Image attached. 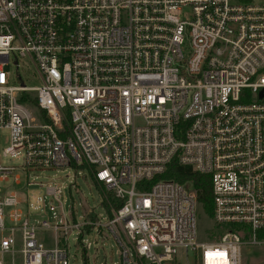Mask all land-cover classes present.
<instances>
[{
    "label": "built area",
    "instance_id": "1",
    "mask_svg": "<svg viewBox=\"0 0 264 264\" xmlns=\"http://www.w3.org/2000/svg\"><path fill=\"white\" fill-rule=\"evenodd\" d=\"M263 89L264 3L0 0V129L20 162L0 179L88 168L122 203L106 225L118 264H244L245 246L264 247ZM173 160L211 177L202 241L195 189L154 182ZM20 205L0 190V264H69V230L92 224L31 223Z\"/></svg>",
    "mask_w": 264,
    "mask_h": 264
},
{
    "label": "rangeland",
    "instance_id": "2",
    "mask_svg": "<svg viewBox=\"0 0 264 264\" xmlns=\"http://www.w3.org/2000/svg\"><path fill=\"white\" fill-rule=\"evenodd\" d=\"M264 3V0H253ZM5 71L13 77H21L27 86H38L32 78V69L22 64L19 69L13 64L7 65ZM18 84L21 80L18 79ZM10 132L0 129V167L20 166V162L4 156V150L10 146ZM20 183L16 184L13 177L3 181L0 179L1 194L15 193L20 200V208L28 215L31 223L47 221L51 225L66 222L70 227L74 224H92L87 228L69 230L67 241L69 247V264H84V255L88 264H118L120 248L116 239L106 225L112 215L111 194L98 185L88 168L67 166L63 168L33 170L27 176L18 169ZM52 187L62 191L61 202L47 193ZM104 204L110 207L111 215L107 213ZM54 206L55 211L50 207ZM197 233L200 241L207 238L213 226V220L199 208ZM38 237L44 240L48 248H54L52 232H39ZM192 256L193 253H190ZM244 264L264 263V247L245 246L243 249Z\"/></svg>",
    "mask_w": 264,
    "mask_h": 264
},
{
    "label": "trees",
    "instance_id": "3",
    "mask_svg": "<svg viewBox=\"0 0 264 264\" xmlns=\"http://www.w3.org/2000/svg\"><path fill=\"white\" fill-rule=\"evenodd\" d=\"M162 179L177 181L178 183H181L183 185H191L197 192L198 202L202 208V211L207 216H212L213 194L211 177L209 175L194 172L190 167L182 166L177 160H173V162L168 166L166 172L160 176H157L154 179V182ZM112 200L113 201H111V204L114 209H118L121 207L122 203L120 201L114 199ZM104 206L110 216L111 212L109 205L104 204ZM87 230H90V228L87 227ZM83 258L84 264H88L86 255H84Z\"/></svg>",
    "mask_w": 264,
    "mask_h": 264
},
{
    "label": "water",
    "instance_id": "4",
    "mask_svg": "<svg viewBox=\"0 0 264 264\" xmlns=\"http://www.w3.org/2000/svg\"><path fill=\"white\" fill-rule=\"evenodd\" d=\"M264 97V89L261 91L260 95H259V99L262 100Z\"/></svg>",
    "mask_w": 264,
    "mask_h": 264
}]
</instances>
